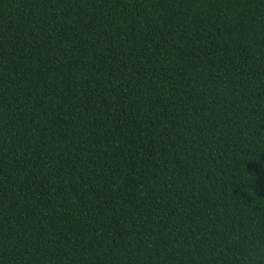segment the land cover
Wrapping results in <instances>:
<instances>
[{"label": "trees", "instance_id": "trees-1", "mask_svg": "<svg viewBox=\"0 0 264 264\" xmlns=\"http://www.w3.org/2000/svg\"><path fill=\"white\" fill-rule=\"evenodd\" d=\"M0 264H264V0H0Z\"/></svg>", "mask_w": 264, "mask_h": 264}]
</instances>
